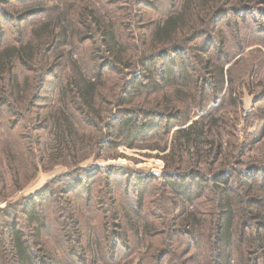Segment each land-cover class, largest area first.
<instances>
[{"label": "trees", "instance_id": "16d2710c", "mask_svg": "<svg viewBox=\"0 0 264 264\" xmlns=\"http://www.w3.org/2000/svg\"><path fill=\"white\" fill-rule=\"evenodd\" d=\"M232 1L170 0V9L164 13L161 10L145 33L130 36L119 33L121 24L114 13L101 15L97 2L72 0L69 8L59 12L55 7L44 15V20L35 22L23 40L19 38L0 46V115L29 113L27 120L33 122L31 125L37 134L26 136L28 142H25L19 133L12 147L16 155L26 153L28 157H37L35 168L44 167L43 160L65 149L80 148L81 151L87 142L80 136L96 135L90 130L89 121L85 120L84 124L76 121L72 109L80 111L85 118L86 115L94 117L98 129L92 151L95 156L100 155L102 146L111 148L125 144L132 148L140 141L159 136L156 134L172 132L170 145L160 148L162 152L169 149L161 158L166 171L158 177L149 175L144 182L138 181L131 186V195L137 198L138 208H141L150 185H156V178L163 180L159 182L163 186L161 195H168L170 203L180 210L175 224L183 228L178 235L184 238L185 248L188 250V245L201 243L207 249L202 258L204 262L195 260V264H231L233 260L238 264H264V160L249 165L243 160L249 143L264 146V125L250 142L245 138L238 140L242 132L237 127L241 92L232 86L233 66L225 69L230 58L224 55V40L216 26L227 14L226 7L221 6L230 5ZM7 2L0 0V4ZM39 4L45 3L40 0ZM36 6L32 8L37 12H21L23 14L15 20L43 13L44 8ZM87 29L94 30L110 65L114 66V75L97 62L93 66L82 61L81 55L73 57L71 48L92 39L90 36L81 39ZM202 36L208 46L191 45ZM138 42L142 49L133 53L134 43ZM185 44H190L188 49ZM62 47H69L67 57L60 63L67 69L58 71L57 60L64 50L59 54L57 51ZM168 55L182 60L179 64L168 60V65L156 70L155 61L164 65ZM186 56L191 57L189 62ZM137 69L141 72L130 79V73ZM25 70L32 74H23ZM252 72L248 73L249 79ZM51 76L57 80L50 79ZM139 76L141 80L137 81ZM222 91L225 92L220 107L227 104L225 110L216 114L217 109H211L201 116L199 112ZM40 92L55 93L52 110L45 114L36 112ZM101 98L105 99L107 109L100 114L95 106ZM112 107H117L119 115L106 123V115ZM227 107L231 108V118L226 113ZM257 110L264 118V112ZM1 120L0 116V126L4 124ZM169 120L175 122L169 125ZM144 125L148 127V136L139 135ZM154 129L161 130L150 134ZM107 138L112 141L108 142ZM1 150L7 163H12L7 151ZM13 170L16 174L17 170L14 167ZM88 171H84L86 174L76 187L82 185L90 174ZM3 175L4 172H0V176ZM114 190L115 182H107L110 203ZM38 197L36 194L27 203H19L25 221L36 231L37 238L47 221L40 212L34 211ZM132 213L141 220L138 210ZM3 217L7 219L8 213L4 212ZM125 218L136 242L155 236L152 229L155 224L144 221L136 224L130 213ZM5 224L10 238L8 236V258L4 264H35L31 245L26 244L15 224H10L9 220ZM170 232L167 237L177 233L173 229ZM116 249L111 246L109 250L114 253ZM187 250L174 249L172 254L186 259ZM36 251L45 260L42 250ZM167 253V250L156 252L152 257L157 256L159 261Z\"/></svg>", "mask_w": 264, "mask_h": 264}, {"label": "rangeland", "instance_id": "374dc122", "mask_svg": "<svg viewBox=\"0 0 264 264\" xmlns=\"http://www.w3.org/2000/svg\"><path fill=\"white\" fill-rule=\"evenodd\" d=\"M7 1L6 4H0V46L19 38L23 40L38 20L46 18L44 15L50 14L55 7L57 11L69 8V1L72 0H41L45 4H39L40 0ZM91 2L95 4L97 2L101 15L114 13L121 24L119 33L130 36L145 33L153 25L151 21L158 19L161 10L164 13L170 9V0H89V3ZM33 6L44 8L43 13L24 15L23 20H15L17 16L23 14L21 12L30 10L37 12V9L32 8ZM223 6L226 7L227 14L216 26L221 30L219 35H222L224 40V55L230 58L225 69L233 66L232 86L241 92V109L237 108L239 109L237 127L242 132L237 138L239 141L245 138L250 142L261 133L264 125V118L257 110L261 109L264 112V0H233L230 5L221 7ZM83 34L85 35L81 39L85 36H90L92 39L83 41L79 47L71 48L73 57L81 55L82 61L93 66L97 62L100 67L103 65L108 73L114 75V66L110 65L109 57L103 51L102 45L100 46L94 30H84ZM191 45L202 48L208 46L204 36L192 41ZM184 46L188 49L190 44ZM134 47L136 49H133V53L142 49L139 42L134 43ZM62 48L57 51L58 53L64 50V54L57 60L58 71L66 68L60 63L67 57L69 47ZM186 57L189 62L191 57ZM168 60H174L179 64L182 59L168 55L164 59V65L161 61H155L156 70L168 65ZM251 70L253 72L249 79L248 73ZM139 72L140 69L132 71L129 78L134 79L133 75ZM23 74H32V72L27 73L25 70ZM49 78L57 80L55 76ZM140 80L139 76L137 81ZM224 92H220L206 108L198 111L200 115L211 109V111L217 109L216 114L225 110L227 104L220 107ZM39 95L36 112L45 114L52 110L55 93L40 92ZM103 98L108 99L104 96ZM103 98L95 106L100 114L107 109ZM259 99L261 100L258 101ZM227 108L226 113L231 118V108ZM110 110L105 118L106 123H109L112 117L119 115L117 107H112ZM72 112L78 123L84 124L85 120L89 121L91 123L89 128L96 132V135L93 133L92 136L87 134L80 136L87 142L81 151L80 148L65 149L55 155H49V159L42 161L44 167L39 165L38 168L33 166L38 163L37 157L30 156L33 157L30 158L26 153L16 155L12 147L13 141L18 140L19 133L22 134L25 142H28L26 136L30 138L37 134L31 125L33 122L27 120L29 113L0 115L1 123H4L0 126V172H4V175L0 176V249L3 250L0 253V264H4V260L8 258L10 230L5 229L7 220L10 224H15V229L21 232L26 244L31 245V252L35 254L33 256L35 264H122L124 261V264H195V260L204 262L202 258L207 252L205 245L201 243L192 244L190 247L188 245L187 250L184 238L178 235L183 232V228L178 223L175 224L180 210L170 203L168 195H161L163 186L159 182L163 180L156 178V185H150L149 190L145 192L141 208H138L137 198L131 195V186L138 181L144 182L149 175L158 177L166 171L165 163L161 158L169 149L162 152L160 148L165 144L167 147L170 145L172 132L156 134L159 136H153L145 142L140 141L132 148L125 144L111 148L102 146L100 155L95 156L92 151L98 129L94 124L96 123L94 117L86 115L85 118L75 109H72ZM173 122L175 120H169L168 124ZM160 126L162 128V123ZM147 128V125L141 126L139 135L146 134ZM159 130L161 129H154L150 134ZM45 134L44 138H46ZM107 140L112 141L110 138ZM247 146L244 162L249 165L255 164L256 160H264V146H253L251 143ZM1 149L7 151L12 163H7V158ZM12 166L17 170L16 174ZM85 170H89L90 174L81 186L76 187L86 174ZM109 181L115 182L114 194L110 197L111 203L107 193ZM69 189L72 190L67 193ZM36 194H39V197L34 211L40 212L47 220L38 238L35 236L36 231L34 232L32 226L28 225L20 211L22 207L20 204L27 203ZM135 210H138L137 216L141 217V220L133 216L132 211ZM4 212L8 213L7 219L3 217ZM128 213L134 217L136 224L138 221L155 224L152 226L155 236L136 242L133 230L127 226L125 217ZM173 214L175 216L171 218ZM170 229L177 233L167 237L166 235L171 233ZM111 246L117 248L114 253L109 250ZM181 248L187 250L184 255L187 256L186 259L189 257L191 259L186 261L185 257L173 256L172 251L175 249L181 252ZM38 249L42 250L41 254L45 260L40 253H37ZM164 250L168 253L161 260L157 261V256L153 259V253H161ZM231 264L238 263L233 260ZM258 264L262 263L258 262Z\"/></svg>", "mask_w": 264, "mask_h": 264}]
</instances>
